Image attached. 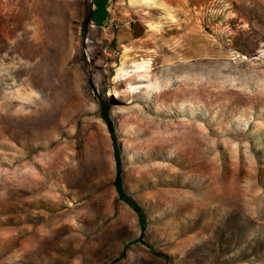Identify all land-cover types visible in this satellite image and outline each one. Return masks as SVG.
Wrapping results in <instances>:
<instances>
[{"label": "rangeland", "instance_id": "1", "mask_svg": "<svg viewBox=\"0 0 264 264\" xmlns=\"http://www.w3.org/2000/svg\"><path fill=\"white\" fill-rule=\"evenodd\" d=\"M230 213L264 234V0H0V264H264Z\"/></svg>", "mask_w": 264, "mask_h": 264}, {"label": "trees", "instance_id": "2", "mask_svg": "<svg viewBox=\"0 0 264 264\" xmlns=\"http://www.w3.org/2000/svg\"><path fill=\"white\" fill-rule=\"evenodd\" d=\"M90 17H93V12L88 15V18ZM100 117L107 126L113 149V159L115 163V175L113 180L114 190L117 194L118 200L127 205L135 213L139 229L141 232H143L148 226V217L143 206L139 204V202L136 201L131 195H129L125 189L122 175L123 167L120 146L118 144L114 124L109 116L108 105H100ZM237 222H240V229L238 231L235 229V225H238ZM246 230L247 221L243 218L239 219L238 214L236 213H230L227 218V222H224L221 227L220 237L222 240H226L228 242L225 248L221 249L223 253H227L225 252V249H230L229 245L232 242L243 244V248L235 255V258L237 259L236 261L248 260L251 257H255L256 254L260 252V250L262 251L264 249V234L259 233L249 239L245 237ZM135 243L146 245L153 254L162 258L163 264H171V257L168 254L156 252L147 242H144L141 237L130 241L127 245ZM123 256L124 252L120 254L118 259H121Z\"/></svg>", "mask_w": 264, "mask_h": 264}, {"label": "water", "instance_id": "3", "mask_svg": "<svg viewBox=\"0 0 264 264\" xmlns=\"http://www.w3.org/2000/svg\"><path fill=\"white\" fill-rule=\"evenodd\" d=\"M131 26H132L133 38H138L145 31L144 27L139 22H134V23H132Z\"/></svg>", "mask_w": 264, "mask_h": 264}, {"label": "built area", "instance_id": "4", "mask_svg": "<svg viewBox=\"0 0 264 264\" xmlns=\"http://www.w3.org/2000/svg\"><path fill=\"white\" fill-rule=\"evenodd\" d=\"M124 25L129 27V26H131V23L130 22H125Z\"/></svg>", "mask_w": 264, "mask_h": 264}, {"label": "flooded vegetation", "instance_id": "5", "mask_svg": "<svg viewBox=\"0 0 264 264\" xmlns=\"http://www.w3.org/2000/svg\"><path fill=\"white\" fill-rule=\"evenodd\" d=\"M132 25V24H131ZM131 28H132V26H131Z\"/></svg>", "mask_w": 264, "mask_h": 264}]
</instances>
